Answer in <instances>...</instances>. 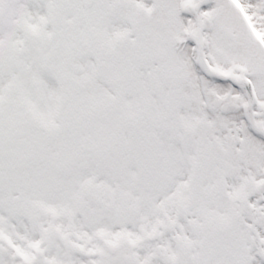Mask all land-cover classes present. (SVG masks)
Masks as SVG:
<instances>
[{"label": "snow or ice", "instance_id": "obj_1", "mask_svg": "<svg viewBox=\"0 0 264 264\" xmlns=\"http://www.w3.org/2000/svg\"><path fill=\"white\" fill-rule=\"evenodd\" d=\"M0 264H264V0H0Z\"/></svg>", "mask_w": 264, "mask_h": 264}]
</instances>
